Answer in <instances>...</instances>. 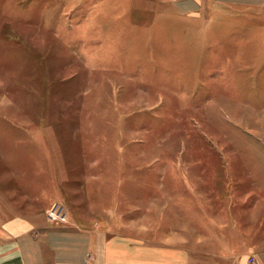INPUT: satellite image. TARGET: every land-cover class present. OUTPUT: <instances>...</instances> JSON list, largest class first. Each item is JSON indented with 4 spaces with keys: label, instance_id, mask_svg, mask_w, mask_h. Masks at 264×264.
Instances as JSON below:
<instances>
[{
    "label": "rangeland",
    "instance_id": "obj_1",
    "mask_svg": "<svg viewBox=\"0 0 264 264\" xmlns=\"http://www.w3.org/2000/svg\"><path fill=\"white\" fill-rule=\"evenodd\" d=\"M192 1L0 0L1 217L264 241V1Z\"/></svg>",
    "mask_w": 264,
    "mask_h": 264
},
{
    "label": "crops",
    "instance_id": "obj_2",
    "mask_svg": "<svg viewBox=\"0 0 264 264\" xmlns=\"http://www.w3.org/2000/svg\"><path fill=\"white\" fill-rule=\"evenodd\" d=\"M197 5L193 0L189 10ZM52 207H60L66 219L56 211L54 220L45 216L47 212L0 216V264H264V241L223 238L215 244L189 238L180 230L161 236L140 223L110 224V219L87 225L74 218L65 203Z\"/></svg>",
    "mask_w": 264,
    "mask_h": 264
},
{
    "label": "built area",
    "instance_id": "obj_3",
    "mask_svg": "<svg viewBox=\"0 0 264 264\" xmlns=\"http://www.w3.org/2000/svg\"><path fill=\"white\" fill-rule=\"evenodd\" d=\"M253 259H251V261H252Z\"/></svg>",
    "mask_w": 264,
    "mask_h": 264
}]
</instances>
